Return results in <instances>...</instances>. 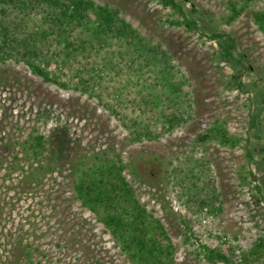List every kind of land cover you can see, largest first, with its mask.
I'll use <instances>...</instances> for the list:
<instances>
[{"label": "rangeland", "instance_id": "obj_1", "mask_svg": "<svg viewBox=\"0 0 264 264\" xmlns=\"http://www.w3.org/2000/svg\"><path fill=\"white\" fill-rule=\"evenodd\" d=\"M94 1L117 9L148 49L168 53L188 80L187 105L168 102V91L154 87L162 63L146 68L137 84L123 87L128 74L105 91L101 83L76 89L71 71L61 81H76L61 87L24 61L0 62V264H134L104 223V208L84 206L75 189L83 172L108 162L122 169L145 222L158 220L167 230L174 264H210L197 238L240 259L264 238V33L253 16L264 0L250 2L230 24L229 3L243 0H178L185 15L160 0ZM187 19L196 22L193 29ZM221 32L235 39L244 67L218 58L211 35ZM149 60L157 62L153 54ZM178 109L190 112L173 131L135 134L161 126ZM215 126L237 138L236 147L223 146ZM205 134L211 138L200 142ZM35 135L46 141L40 155L32 148ZM199 160L211 171L219 212L185 205L175 184L180 169ZM117 202L132 220L131 203ZM249 264H264V255Z\"/></svg>", "mask_w": 264, "mask_h": 264}, {"label": "trees", "instance_id": "obj_2", "mask_svg": "<svg viewBox=\"0 0 264 264\" xmlns=\"http://www.w3.org/2000/svg\"><path fill=\"white\" fill-rule=\"evenodd\" d=\"M254 1L257 0H243L241 6L240 3L230 2L231 14L227 22H234L246 5ZM160 2L185 15L184 7L178 0ZM253 16L254 22L264 33V8L254 12ZM186 21L190 29L196 26L195 21ZM211 37L220 45L217 52L219 59L244 67V56L235 58L237 44L231 34L221 32ZM150 54L156 57L157 62L149 60ZM7 59L24 61L33 74L61 87H69V83L75 82L74 77H77L76 89L86 90L101 83L105 91L112 83L121 85L122 81L117 77L128 74L130 79H123V87L125 82L137 84L143 79L146 68L152 70L162 63V71L154 87L168 91V102L182 99L180 108L186 107L184 99L189 98L188 80L172 66L168 53L158 48L148 49L117 9L99 5L94 0H0V62ZM245 69L248 70L247 67ZM67 71L74 72V77L62 82V77L68 75ZM179 110L172 113L161 126H146L136 130L135 134L140 139L156 131H173L175 126L185 120L184 115L190 112L184 110L183 114ZM114 113L122 117L119 112ZM136 122L132 120V124ZM214 130V137L223 146L233 148L239 143L223 127L215 126ZM210 138L209 134H205L199 141ZM45 144L44 136L32 137V148L36 155L44 152ZM189 167L191 169L188 171L180 169L175 181L186 200L185 205L198 211L207 209L219 212V194L212 183L214 181H211L209 166L199 160ZM75 189L84 206L97 213L101 207L104 208L100 212L104 223L121 241L123 251L134 264H174L175 246L167 230L158 220H153L151 225L145 222V209L135 200L132 186L115 163L99 164L83 172ZM118 199H127L131 203L132 220L123 218ZM187 232V240L192 242V230ZM195 243L203 259L210 264H249L264 255V238H260L255 249L244 253L240 259L232 256L222 244H203L198 238Z\"/></svg>", "mask_w": 264, "mask_h": 264}]
</instances>
